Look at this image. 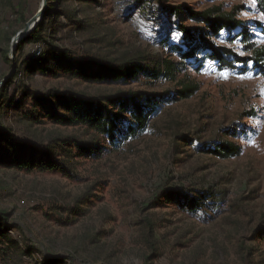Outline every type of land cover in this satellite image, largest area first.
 <instances>
[{
  "label": "rangeland",
  "instance_id": "obj_1",
  "mask_svg": "<svg viewBox=\"0 0 264 264\" xmlns=\"http://www.w3.org/2000/svg\"><path fill=\"white\" fill-rule=\"evenodd\" d=\"M56 2L0 0V81L16 70L18 74L8 92L0 87V121L13 125L14 132L29 141L36 138L48 144L72 136L101 148L93 154L63 156L70 165L68 173L21 171L0 161V210L11 212L9 222L16 227L8 232L28 252L13 260L264 264V75L253 70L220 71L209 60L202 67L183 61L160 40L173 31L171 39L177 41L180 33L175 18L158 5L196 10L220 5L234 11L249 28V41L241 36L226 41L225 35L219 41L247 56L250 43L264 47V17L256 0H98L89 7L66 0L67 12L81 22L74 24L62 16L57 24L55 18L45 32L53 46L26 36L13 53L17 33ZM185 24L197 25L192 20ZM56 47L74 59L98 55L113 60L133 50L169 56L183 62L182 71L173 80L140 75L126 83H95L63 69V54ZM192 83L199 84L194 95L175 97L183 85ZM130 89L167 95L148 126L118 144L111 145L83 126L48 118L47 113L58 106L59 91L98 96ZM26 93L28 106L43 114L40 123L21 119L15 110ZM222 140L239 145L240 155L223 158L204 149ZM6 145L0 147V159ZM177 189L210 197L203 208L189 211L169 197ZM228 194L229 207L220 209Z\"/></svg>",
  "mask_w": 264,
  "mask_h": 264
},
{
  "label": "trees",
  "instance_id": "obj_2",
  "mask_svg": "<svg viewBox=\"0 0 264 264\" xmlns=\"http://www.w3.org/2000/svg\"><path fill=\"white\" fill-rule=\"evenodd\" d=\"M65 1L57 0L56 3H52L50 10L44 13L41 22L25 39L40 40L48 43L49 46H53L45 34L48 27L46 25L55 21V18L57 24H61L62 16L74 24H79L81 21L67 12L64 6ZM75 1L86 4V7H89L93 2L99 3L98 0ZM151 1L149 0L150 3H152ZM158 5L169 18H175L176 29L180 33L177 41L171 39L173 31L162 36L160 40L168 44L171 51L176 52L183 61H189L192 65L202 67L204 62L209 60L220 71L230 70L245 73L248 70H253L264 75V47H257L254 43H250L247 51L251 54L245 56L239 54L228 44L219 41L223 35L226 36V41L233 42L240 36L242 41H249V28L236 16L234 11H226L220 5L205 10H196L191 6L181 8L179 5L164 3H158ZM256 7L264 17V0H256ZM188 20H192L197 25L185 24ZM21 47L22 43H19L16 52ZM56 50H58L57 47ZM57 52L63 54L60 62L63 69L95 83L109 82L115 84L120 81L126 83L137 79L140 75L151 78L165 76L173 80L182 71L183 63L177 62L169 56L162 58L159 55L142 54L136 50L129 51L130 54L113 60L98 55H87L85 58L74 59L67 56L66 50H58ZM6 58L7 61L12 62L11 58ZM42 61L39 58L37 64L40 65ZM250 64L252 65L251 68L249 67ZM42 70L45 68L43 67ZM17 75L16 70L2 86L3 92H8L15 83ZM198 89L199 84H185L176 92L175 97L177 99L189 98ZM166 95L167 93L156 91L130 89L92 96L63 90L57 92L55 98L58 101L57 107L63 108L64 112H60L55 107L47 115L52 121L83 126L104 137L111 145L118 144L123 140L136 137L148 126L151 115L157 110ZM29 100V94L26 93L15 104V110L19 112L21 119L40 123L43 114L37 112L36 108L28 106ZM40 101V99L36 100V103H40ZM180 137L183 140L186 139V136ZM31 139L29 141L24 134H16L13 125L8 126L6 122L0 121V147L4 142L7 144L0 161L6 166L21 171L34 172L38 170L68 173L70 165L66 164L63 156L70 157L75 153L93 154L101 148L96 144L93 147L89 142L78 140L72 136L54 138L48 144H44L36 138ZM204 149L223 158L238 156L241 153L239 145L223 140ZM169 197L176 200L183 209L197 211L203 208L210 196L205 192H200L197 196L177 189ZM11 215V212L0 210V224L2 225L0 227V264L3 262L18 264L17 260H13L18 257V253L23 256L28 253L21 250L20 242L8 232L11 228L16 227L15 224L9 222ZM144 264L149 263L145 262Z\"/></svg>",
  "mask_w": 264,
  "mask_h": 264
},
{
  "label": "water",
  "instance_id": "obj_3",
  "mask_svg": "<svg viewBox=\"0 0 264 264\" xmlns=\"http://www.w3.org/2000/svg\"><path fill=\"white\" fill-rule=\"evenodd\" d=\"M44 12H45V7L43 9V12H40L37 16H35L31 20H29L26 23L25 27L20 32L17 33V35L14 37L13 43H12V52L13 53H14V50H15V47L17 46V44L21 40H23L28 34H30V32H32L35 29L37 23L39 22V19L43 16ZM12 73L13 72H11L6 78H4L0 81V87L3 86L9 80V78L12 76Z\"/></svg>",
  "mask_w": 264,
  "mask_h": 264
},
{
  "label": "built area",
  "instance_id": "obj_4",
  "mask_svg": "<svg viewBox=\"0 0 264 264\" xmlns=\"http://www.w3.org/2000/svg\"><path fill=\"white\" fill-rule=\"evenodd\" d=\"M231 194H228L226 197L223 198L222 202L220 203V209H227L230 204Z\"/></svg>",
  "mask_w": 264,
  "mask_h": 264
},
{
  "label": "snow or ice",
  "instance_id": "obj_5",
  "mask_svg": "<svg viewBox=\"0 0 264 264\" xmlns=\"http://www.w3.org/2000/svg\"><path fill=\"white\" fill-rule=\"evenodd\" d=\"M223 75H224L225 77H227V72L223 73ZM249 76H250V74H249ZM244 78H246V77H241V79H244Z\"/></svg>",
  "mask_w": 264,
  "mask_h": 264
}]
</instances>
